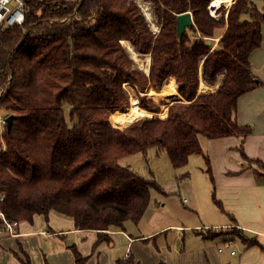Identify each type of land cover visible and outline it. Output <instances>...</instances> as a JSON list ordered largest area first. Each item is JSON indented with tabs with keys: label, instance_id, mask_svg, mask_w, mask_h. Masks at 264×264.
I'll return each mask as SVG.
<instances>
[{
	"label": "trees",
	"instance_id": "trees-1",
	"mask_svg": "<svg viewBox=\"0 0 264 264\" xmlns=\"http://www.w3.org/2000/svg\"><path fill=\"white\" fill-rule=\"evenodd\" d=\"M149 1L157 33L135 0H27L24 21L0 28V108L14 114L0 141V208L8 219L31 221L55 211L72 218L76 229H94L98 241L108 240V230L140 219L150 188L161 189L120 159L154 147L179 168L198 153L212 180L200 136L249 132L235 110L238 96L260 82L250 56L261 43L264 11L252 0H233L225 23L223 15L209 13L211 0ZM185 11L192 15L191 32L178 38L176 16ZM244 12L249 18L241 19ZM123 41L149 54L147 73ZM200 66L207 85L222 75L214 91H197ZM170 77L181 98L166 116H142L123 127L110 122L113 111L130 105L129 86L141 108L159 113L144 94L154 100L148 89L161 90ZM222 231L200 229L205 237ZM223 232L255 243L238 228Z\"/></svg>",
	"mask_w": 264,
	"mask_h": 264
},
{
	"label": "crops",
	"instance_id": "crops-1",
	"mask_svg": "<svg viewBox=\"0 0 264 264\" xmlns=\"http://www.w3.org/2000/svg\"><path fill=\"white\" fill-rule=\"evenodd\" d=\"M250 68L260 82L254 89L238 96L235 110L238 125L248 126L249 132L244 136L208 138L205 147L212 174L211 182L216 184L215 198L222 205V209L219 208L222 218L215 221L213 226L221 229L225 227L226 230L231 227L238 228L244 237L255 243L246 245L243 239L229 233L223 239H218V242L223 241L225 246L230 242V247L219 250L220 247L216 244L220 245V242H210L197 234H201L198 232L200 225L201 228H207L209 224L202 222L190 225L161 220L151 224L143 233L138 222L128 227L141 233L132 234L134 231L125 226L124 229L113 228L108 230L107 234L114 244L109 241L96 247H87L79 241L80 237L83 234L89 235L90 241L94 242L98 237L97 231L76 229L72 218H66L68 216L54 211L55 214L49 213V220L54 218L56 226L49 231L43 229L42 214L38 213L33 215L31 221L19 222L15 235H0V264H10L8 250L11 248L19 249L24 256L21 258L24 264H30L29 252L25 247H21V243L29 242L28 239L31 238L36 245L40 244L39 248H35L38 264H78L73 252L67 249L61 240L70 234L79 243L82 252L89 254L90 259L86 264H120L119 260H116L119 252L117 248L128 244L136 248L132 256L138 264H264V23L261 24V43L250 56ZM166 82L162 88L166 86ZM219 83L217 80L214 85H207L201 81L200 86L204 87L203 91L207 88L213 90ZM191 156L192 154L189 158ZM187 185L185 183V187ZM191 203L195 205L192 194ZM189 227H196L193 230L196 233L185 242ZM167 231H173V237L169 240L165 238L158 248H147L145 254L140 246L141 241L154 239L161 233L167 235ZM233 243H236V247L232 246ZM230 250H234V253Z\"/></svg>",
	"mask_w": 264,
	"mask_h": 264
},
{
	"label": "rangeland",
	"instance_id": "rangeland-1",
	"mask_svg": "<svg viewBox=\"0 0 264 264\" xmlns=\"http://www.w3.org/2000/svg\"><path fill=\"white\" fill-rule=\"evenodd\" d=\"M135 1L141 8L151 31L157 33L159 31L160 24L156 20V17L154 16L152 10L153 9L152 2L149 0H135ZM252 3L253 5L256 6L257 9L264 11V0H252ZM230 6L231 4L226 5L225 3H223L216 9L215 7L214 8L212 7L213 9H211V7L210 8L208 7L209 13L215 18H220L223 15V18L226 23L227 11ZM245 18H249V15L246 12L241 14V19H245ZM188 28L189 27H187L186 29ZM220 31L221 29H217L216 33ZM188 32L190 33L191 31L188 29ZM127 42L124 41L123 45H125V48L127 47L126 46ZM215 43H216V38L214 41V45ZM131 48L132 50L126 48L129 55L133 58V60L135 61V63L139 68H141L142 70H147L146 64H149L150 61L149 54L144 53L142 51H137L132 46ZM221 78L222 75H219L217 80L220 82ZM171 80H173L172 77L168 78L166 80L168 81L166 82V84H169ZM201 81L202 78H201V66H200L199 86L197 90L198 92L204 90V87L200 86ZM173 86L175 89L174 91L175 93L167 96L165 95L166 93L164 91V88L161 90H155L152 88L148 89V93L152 95L154 100H149L147 96L144 94V92L140 91L139 94H144L145 99L147 101L156 103L157 105H159V109H160L159 113L157 114L153 112H149L148 110L144 109L148 114L142 116H154V115L160 117L166 116L168 107L172 103L180 100L181 98V96L177 92L174 82H173ZM213 88H214L213 90H209L207 88L203 92L214 91L216 89V87ZM128 91L130 95L129 97L130 104H131V100L134 99L137 101L136 102L137 105L141 108L138 95L135 93L134 89L129 86ZM182 101L185 102V100ZM64 108H65V114L67 120L69 122L67 107L65 106ZM116 111L118 110H115L112 113ZM5 113L6 111L3 108H0V115ZM207 140L208 138L204 136H200V145L203 149V152L206 155H207V148L205 147V143L207 142ZM188 160L189 161H187V163L184 166L179 168H174L170 164L167 154L164 151L156 152V149L154 147L148 148L145 155H142L141 153H134L125 156L119 160V163L122 166L129 167L137 171L141 176L145 178H151L155 180L160 185L161 188V189L150 188V201L148 203V206L144 214L137 221L139 224V229L142 230V233L146 229H148L151 224L159 223L161 220L175 221L179 223L184 222L190 225L204 222L206 224H209V227H212L217 230L220 229V227L213 226L215 221L222 218V215L219 207L214 203L212 199L213 194L216 197V193H215L216 184L215 182L213 183L211 182L208 173L204 170V168L207 167L204 157L202 154L194 153ZM185 173H187V175L184 176ZM177 176H179V179L177 178ZM185 183L188 184L186 187H185ZM191 194L194 196L195 205L191 203ZM50 212L51 214L56 213V212L54 213V211H50ZM49 213L47 215V218H45L43 214L41 215L44 224L43 229L45 231H49L50 228H54L56 226V224H54L55 222L54 218H50L49 220V215H50ZM66 218L70 219V217H66ZM135 223L136 222L132 220H126L124 226L130 231H134V228L130 229L128 226H133ZM210 223H212V225ZM195 228L196 227L188 228L189 230L185 234V242L189 241L190 236L195 235L194 234L195 231H193ZM224 228L225 227H223L222 229L223 231L226 230V228L225 229ZM200 229L204 230L205 228H201L200 225V227H198L199 230L198 232H200ZM223 231L219 235L212 237H205L203 236V234L200 233L197 234L200 236V238L202 235L203 237L209 239L210 242L213 241H215L214 243H216V241L217 243L220 242V245L216 244V246L220 248H224L227 245L225 246V243L223 241L218 242V239L221 240L224 237L228 236L229 234H226ZM135 232L141 233L139 230H135L134 232H132V234H134ZM2 235H6V234H2ZM173 235H174L173 231H167V235L166 233H161L158 237H155L154 239H150L145 242L141 241V245L140 243L138 244L144 249L145 254H147V248H151V247L158 248L161 245V243L165 240V238L169 240L171 239V237H173ZM182 238L183 237L181 236V239ZM90 239L91 237L89 235L83 234L80 237L79 241L82 242L83 246H87V247L89 246L96 247L102 242H109V241H111L114 244V241L110 240V238L108 240H101V241H98L97 239L94 242H92L93 240L90 241ZM61 240L64 246L67 249H69L71 252H73L72 253L73 255L74 253H78V255L82 257V264H86L88 262V260L90 259L89 254L82 252V250L79 248V243L76 241V239H74V236L72 234L62 237ZM28 241L29 242H22L21 247H25L28 250L30 256V262H31L30 264H38L37 258L35 256V250H36L35 248H39L40 244L38 243L36 245L33 238L28 239ZM73 242L77 248L74 245H72ZM72 246H74L75 248ZM232 246L236 247V243H233ZM117 250L119 252L117 253L116 260H119L120 264H138V262L135 261L132 256V254L136 252L135 247H132L130 244H128L117 248ZM8 251H9L10 264H24L23 260L21 259L23 254L21 251H19V249L11 248ZM139 264H144V262H139Z\"/></svg>",
	"mask_w": 264,
	"mask_h": 264
},
{
	"label": "built area",
	"instance_id": "built-area-1",
	"mask_svg": "<svg viewBox=\"0 0 264 264\" xmlns=\"http://www.w3.org/2000/svg\"><path fill=\"white\" fill-rule=\"evenodd\" d=\"M27 0H0V28L12 25H19L24 21ZM8 113L0 115V141H2V133L6 130V116ZM3 194L0 193V202ZM185 200V199H184ZM19 222L17 220H10L6 217L0 208V235L2 234H16V227ZM227 243L226 248L229 247ZM221 250V248L219 249ZM234 253V250H230Z\"/></svg>",
	"mask_w": 264,
	"mask_h": 264
},
{
	"label": "bare ground",
	"instance_id": "bare-ground-1",
	"mask_svg": "<svg viewBox=\"0 0 264 264\" xmlns=\"http://www.w3.org/2000/svg\"><path fill=\"white\" fill-rule=\"evenodd\" d=\"M233 2V0H211V3L209 5V8L213 9L215 7L218 8L221 4L225 3L226 5H230ZM213 7V8H212ZM127 42V41H125ZM124 43V41H123ZM126 48L131 49L130 44L127 42ZM148 67V64H146V68ZM163 89V88H162ZM165 95H172L175 92L174 86H173V80L170 81L169 84H166L164 87ZM137 101L132 99L130 106L127 107L125 112H116L114 115L110 117V121L114 126H125L132 122L135 118L140 117L142 115L148 114L143 108H140L137 103ZM150 114V113H149Z\"/></svg>",
	"mask_w": 264,
	"mask_h": 264
},
{
	"label": "water",
	"instance_id": "water-1",
	"mask_svg": "<svg viewBox=\"0 0 264 264\" xmlns=\"http://www.w3.org/2000/svg\"><path fill=\"white\" fill-rule=\"evenodd\" d=\"M192 24H193L192 15L190 11L179 13L176 16V35L177 37L180 38L182 34L184 33V31L186 30V28L191 26ZM210 43H211V40L208 39L207 44H210ZM13 117H14V114H8L6 116L5 120H6V130L7 131L10 130Z\"/></svg>",
	"mask_w": 264,
	"mask_h": 264
}]
</instances>
